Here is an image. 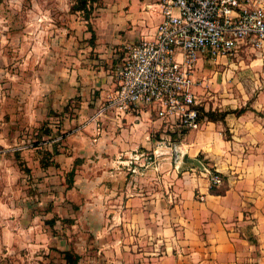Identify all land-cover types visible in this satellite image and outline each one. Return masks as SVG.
I'll list each match as a JSON object with an SVG mask.
<instances>
[{
  "label": "rangeland",
  "instance_id": "1",
  "mask_svg": "<svg viewBox=\"0 0 264 264\" xmlns=\"http://www.w3.org/2000/svg\"><path fill=\"white\" fill-rule=\"evenodd\" d=\"M75 2L0 0V264H65L61 252L66 250L79 254L80 264H105L98 253L99 233L88 224L92 214L101 223L99 212L108 206L105 194L122 188L134 192L139 185L148 189L136 178H163V163L176 165L173 155H166L138 175L128 171L142 169L135 164L119 170L118 165L105 166L107 159L120 161L117 157L124 152L110 155L94 142L100 132L87 129L92 118L87 114L110 93L102 80L116 64L112 69L91 49L93 26L82 13L71 11ZM100 2L99 8L104 0ZM240 50L216 62L198 63L199 107L228 111L256 97L255 79L264 80V69L249 70L263 51ZM45 127L53 130L52 137L40 138ZM163 129L167 136L162 130L150 133L152 145L163 138L179 144L178 136H171L174 129ZM76 160L82 163L69 188L68 174ZM42 161L58 166L45 168ZM112 171L119 184L106 179ZM239 254L241 264H261L263 257L257 241L245 244Z\"/></svg>",
  "mask_w": 264,
  "mask_h": 264
},
{
  "label": "crops",
  "instance_id": "2",
  "mask_svg": "<svg viewBox=\"0 0 264 264\" xmlns=\"http://www.w3.org/2000/svg\"><path fill=\"white\" fill-rule=\"evenodd\" d=\"M158 4L159 0H104L103 7L95 6L90 22L96 47L91 49L112 69L116 64L102 80L106 90L117 85L126 48L155 36L162 21ZM241 50L253 49L243 46ZM257 55L250 73L264 69V50ZM198 63L210 60L201 57ZM255 86L254 99L230 107L244 108L243 114H230L224 123H204L199 131L183 134L173 130L171 136H178L185 153L180 168L163 163V178H136L139 184L149 185L148 189L139 185L140 191L122 188L105 194L108 206L99 212L101 223L94 221L95 214L88 223L99 233L98 253L105 264H241L239 250L253 241L260 244V263L264 264V80L255 79ZM90 111L89 117L96 109ZM80 113L84 120L86 115ZM163 126L147 107H138L119 118L107 116L98 131L93 123L87 129L100 132L94 142L99 141L113 155L154 147L149 135L162 130L167 136ZM105 166L115 168L117 163L107 159ZM206 167L227 177L229 190L224 196L210 193ZM115 172L106 177L111 184L118 180Z\"/></svg>",
  "mask_w": 264,
  "mask_h": 264
},
{
  "label": "built area",
  "instance_id": "3",
  "mask_svg": "<svg viewBox=\"0 0 264 264\" xmlns=\"http://www.w3.org/2000/svg\"><path fill=\"white\" fill-rule=\"evenodd\" d=\"M161 23L151 39L126 48L117 85L103 99L89 123L99 129L107 116L121 117L147 107L167 127L180 133L199 131L196 65L201 57L216 62L233 56L243 46L264 50V0H159ZM97 129V130H98ZM151 141L150 137L148 138ZM173 155L183 165L182 145L163 138L154 147L124 153L117 158L134 174L153 167L159 158ZM128 156L127 161H121ZM210 187L222 176L206 167ZM200 201L204 196L200 195Z\"/></svg>",
  "mask_w": 264,
  "mask_h": 264
},
{
  "label": "trees",
  "instance_id": "4",
  "mask_svg": "<svg viewBox=\"0 0 264 264\" xmlns=\"http://www.w3.org/2000/svg\"><path fill=\"white\" fill-rule=\"evenodd\" d=\"M100 0H76L75 4L72 6L71 11L74 13H82L85 16V20L89 23L91 21V18L93 17L95 6H98L100 4ZM96 36L94 33H92L90 44L91 47L94 49L96 47L95 44ZM198 113H199V121L200 123H224L226 120V117L230 114L235 115H241L246 110L239 109V110H228V111H206L202 107H197ZM43 136L52 137L53 136V130L49 129V127H45L42 129V132L40 134V138ZM46 154L50 157L52 156V153L46 151ZM81 160H76L74 163L73 169L69 172L68 176L70 177V183L69 188L73 186L74 178L76 176V167L81 165ZM58 166L57 163H54V161H42L43 167H49V166ZM222 176L223 182L221 185H212L210 187V193L214 196H224L226 192L229 190V184L227 177ZM70 224H74V221H69ZM63 255V260L65 264H80L81 257L79 254H77L73 250H66L61 252Z\"/></svg>",
  "mask_w": 264,
  "mask_h": 264
}]
</instances>
